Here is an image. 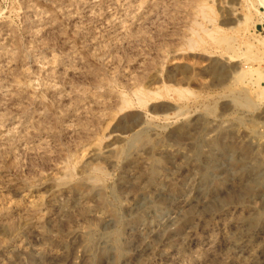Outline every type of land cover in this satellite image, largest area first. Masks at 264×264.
Instances as JSON below:
<instances>
[{"label": "rangeland", "instance_id": "374dc122", "mask_svg": "<svg viewBox=\"0 0 264 264\" xmlns=\"http://www.w3.org/2000/svg\"><path fill=\"white\" fill-rule=\"evenodd\" d=\"M0 264H264V0H0Z\"/></svg>", "mask_w": 264, "mask_h": 264}, {"label": "bare ground", "instance_id": "6f19581e", "mask_svg": "<svg viewBox=\"0 0 264 264\" xmlns=\"http://www.w3.org/2000/svg\"><path fill=\"white\" fill-rule=\"evenodd\" d=\"M202 58V57H201ZM34 203V202H33ZM24 215V214H23ZM209 243V242H208ZM211 244V243H210ZM206 250V249H205ZM207 251V250H206ZM211 252V251H210ZM213 257V256H212Z\"/></svg>", "mask_w": 264, "mask_h": 264}]
</instances>
